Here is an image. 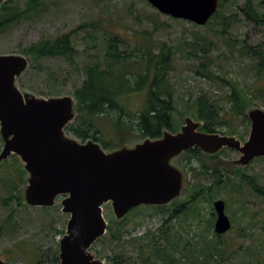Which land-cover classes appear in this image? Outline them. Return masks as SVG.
<instances>
[{
	"label": "rangeland",
	"instance_id": "obj_1",
	"mask_svg": "<svg viewBox=\"0 0 264 264\" xmlns=\"http://www.w3.org/2000/svg\"><path fill=\"white\" fill-rule=\"evenodd\" d=\"M245 1L225 0L222 12L226 21L221 18L213 26L205 29V26L194 27L184 20H172L160 14L147 0H43V10L33 20L13 26L0 35V55H19L23 48L41 40L42 37L55 38L80 25H87L86 29L74 35L73 42L78 51L75 64L70 65L63 59L55 58L43 61L38 70L29 65L18 83L23 91L39 98L60 96L58 95L60 93L61 96L73 97L74 90L80 87L84 80L83 68L94 60L93 56L100 57L103 54L105 32L118 34L132 47L148 44L157 51V45L166 43L176 52L174 69L168 79L175 93L176 112L173 114L175 126L180 130L186 117L193 118L196 113L193 104L195 98L207 94L223 107L222 114L228 122L221 128L225 135H233L227 134L230 127L237 134H244L243 139L238 135L233 136L245 142L250 133L251 123L248 124L243 116L236 117L232 111V104L228 101L231 87L221 80H210L196 74V69L201 63L211 65L216 77L235 81L247 90L252 102L251 107L246 109V115L252 109L264 111V76L257 70L258 50L255 49L257 46L261 50L264 49V22H258L247 14L244 9ZM254 7L259 15L264 14V0H255ZM152 13L160 15L157 25L154 24V18L150 17ZM87 34L99 38L97 49L92 47L91 39L83 40ZM21 85L26 88L23 89ZM145 101L146 91H142L129 95L124 103L129 113L134 115L144 108ZM118 115V112H112L98 119L101 131L99 136L103 142L109 144L106 152L122 147H133L143 141L135 139L121 141V137H131L134 134L129 130L128 123L132 119L127 117L128 119L124 118L122 121ZM2 149L3 141L0 135V153ZM210 156L214 155H203V163L210 169H217L222 174L224 182H232L230 188L238 191V194L219 190L209 175L198 176L195 180L189 166L202 165L195 156L187 161L185 155H182L173 161L184 176V190L179 200H184L189 189L197 185V182H201L206 190L211 189L212 204L219 199L225 201L226 213L232 222L231 230L221 236L225 244L224 252L221 255L216 253L211 255L207 252L204 255L199 254L198 257L204 261L206 255L208 264H264V197L253 194L239 179V174L243 172L255 175L264 187V160H257L247 167H241L237 164L240 154L236 151L226 149L216 158ZM16 166L17 160L14 155L0 163V259L6 264H57L55 257L59 255V242L65 235L69 216L63 214L60 201L46 210L29 206L19 207L17 201L11 202V209L4 208L2 206V199L6 196L4 182L15 179ZM226 177L230 179L226 180ZM25 178L26 183L18 182L19 190H24L27 186L28 174ZM15 182L17 184V181ZM208 196L201 198L193 213L171 221L173 235L170 242L176 243L177 235H181L184 241L186 239L190 244L179 241L180 245H187L190 250L201 248L206 241L213 239L215 222H212ZM227 199L231 202L229 206ZM149 210L141 206L127 215L124 223L128 231L125 236L127 242L121 249L123 254L121 258H114V246L109 249L97 246L102 253L113 257L112 262L103 260L104 264H143L147 257L158 264H167L153 252L152 246L148 245L153 238L160 246L169 244L165 239L158 240L160 236L158 229L162 226L163 217L167 218L169 212L159 211L156 215H150ZM104 216L108 222L113 219L110 204L104 206ZM6 222L9 224L1 230V226ZM60 232H63V235ZM153 234L156 236L153 237ZM94 248L95 246L92 247V252L96 254ZM175 255L183 261L187 260L180 252Z\"/></svg>",
	"mask_w": 264,
	"mask_h": 264
},
{
	"label": "water",
	"instance_id": "obj_2",
	"mask_svg": "<svg viewBox=\"0 0 264 264\" xmlns=\"http://www.w3.org/2000/svg\"><path fill=\"white\" fill-rule=\"evenodd\" d=\"M6 0H0V7ZM160 14L205 26L219 9L220 0H147ZM31 59L0 55V163L19 157L28 174L23 190L29 207H53L61 200L70 216L60 241L59 264H104L90 251L107 233L104 206L110 204L116 220L140 206H165L179 200L184 176L173 164L181 154L198 148L206 155L223 149L240 154L237 164L247 167L264 158V111L252 109L248 139L208 133L202 123L186 117L176 133L165 130L161 138H147L133 147L106 152L93 140L81 143L65 128L74 120L72 96L39 98L17 86ZM214 230L224 235L232 223L224 200L213 203ZM77 230L78 236L75 235ZM78 237V238H76ZM0 264H6L0 259Z\"/></svg>",
	"mask_w": 264,
	"mask_h": 264
},
{
	"label": "trees",
	"instance_id": "obj_3",
	"mask_svg": "<svg viewBox=\"0 0 264 264\" xmlns=\"http://www.w3.org/2000/svg\"><path fill=\"white\" fill-rule=\"evenodd\" d=\"M224 3L225 0H220L218 11L205 25V29L213 26L217 20L221 18L226 21V17L223 16L222 12ZM254 4L255 0H246L244 9L250 17L263 23L264 14L259 15ZM43 6V0H26L24 2L23 0H6L0 7V35L7 32L13 26L33 20L34 17L42 12ZM150 17L154 18V24L157 25V19L160 15L158 13H152ZM172 20L177 21L176 19ZM192 25L194 27H199L196 24ZM86 26L87 25L84 24L80 25L78 28L55 38L42 37L41 40L23 48L19 54L31 59V68L34 70L41 68L43 61L55 58L63 59L70 65H73L76 62L78 54L73 42L74 35L78 31L86 29ZM87 35L88 36H85L83 40L91 39L93 42L92 47L97 49L99 44L97 40L99 38L90 34ZM255 49L258 50L256 53L258 56L257 70L264 76V49H259V46ZM175 56L176 52L174 48L168 46L166 43L157 45V51H155V47L148 44L132 47L127 40L118 34L105 32L103 34V54L100 57L96 55L93 56L94 60L83 68V74L85 75L84 80L81 86L76 88L73 92V97L76 102V116L65 128V132L75 136L82 142L93 140L94 142L102 144L104 148H108L109 144L103 142L100 137L101 131L98 119H102V117L104 118L112 112L119 113V120L121 119L123 121L124 118L126 119L127 117L132 119L128 123L130 125L129 130L134 135L131 137H121V141L127 139H135V141L144 140L146 138L158 139L162 136L164 130H169L171 132L179 131V128L175 126L173 117L174 112H176L175 93L172 84L168 80L170 72L174 69L173 63ZM196 74L201 77L209 78L210 80L216 79L226 82L231 87L228 101L232 104V111L235 113L236 117L243 116V119H245L248 124L250 123L245 112L246 109L251 107L252 99L249 97L247 90L235 81H226L225 79L216 77L215 73L212 71L211 65H206L205 63H201L197 67ZM18 82L20 83V79ZM21 86L23 89L26 88L23 85ZM142 91H146L145 106L142 110L140 109L134 115H131L124 100L129 97V95ZM58 95H61V93ZM193 104L196 112L193 118L202 122V131L226 134L221 128L223 126L225 127L228 122L224 119V114H222L223 107H221L217 100L207 94H201L195 98ZM227 134L238 135L241 139L245 136L244 134H237V132L230 127L227 130ZM225 151L226 149L220 153L222 154ZM183 155H185L187 161H190V159L195 156L202 164L201 167L195 165L189 166V170L195 180L198 176L203 177L209 175L213 178V182L219 190L223 189L230 193L234 192V194H238V191H234L233 188H230L232 182H224L222 174L217 169H210L208 165L203 163V155L205 154L200 149L194 148ZM216 156L218 155L210 157L216 158ZM14 158L17 160L16 174H14L15 179H8L4 182L6 196L2 199V206L7 209H11L10 205L13 201H17L19 207H26L23 202V190H19L20 185L18 182L21 184L26 183L25 177L27 173L19 158L17 156H14ZM257 160L264 159L258 158L254 161ZM4 165H6V163ZM229 179L230 177H226V180ZM239 179L249 187L253 194L264 197V187L255 175H247L243 172L239 174ZM15 181H17L18 185ZM207 195H209L208 202L211 208L212 222L214 223L216 220V213L212 204L211 189L206 190L201 182H197V185L189 189L184 200L173 201L168 206L144 207L151 210L150 215H156L159 211L169 212L167 218L163 217L162 226L158 229L160 233L158 240L165 239L169 244L160 246L157 240L153 238L150 239L148 245H151L153 252H155L158 257L165 260L167 264H208V257L205 255L206 260L202 261L201 258L198 257L199 254L204 255L209 252L211 255L214 253L221 255L224 252L225 244L222 241V237L217 235L215 231L213 239L210 241L205 240L206 243L201 248L197 249L192 248L189 250L187 248L189 246H181L179 241L186 242V244L189 243L186 239L184 241L181 235H177L176 243L170 242V237L173 235L171 221L179 220L184 215L191 212L193 213V209L197 203L202 197ZM227 203L229 206L231 203L229 199H227ZM13 211L14 210H12V212ZM126 220L127 218L116 220V218L113 217L109 222L107 235L98 242L100 243L99 245L102 247L105 246L108 249L114 246V258L116 259L121 258L123 255L121 249L127 242L125 236L128 231L124 225ZM8 224L9 222H6L2 225L1 230ZM8 230L13 229L8 228ZM155 236L156 235L153 234V237ZM205 238L207 239V237ZM97 246L98 245H96L94 249L97 257L109 260L108 255L102 253V251H97ZM178 252L187 260L183 261V259L177 258L175 254ZM143 261V264H158L157 261H150L148 257ZM55 262H59L57 255L55 257Z\"/></svg>",
	"mask_w": 264,
	"mask_h": 264
},
{
	"label": "flooded vegetation",
	"instance_id": "obj_4",
	"mask_svg": "<svg viewBox=\"0 0 264 264\" xmlns=\"http://www.w3.org/2000/svg\"><path fill=\"white\" fill-rule=\"evenodd\" d=\"M44 209L46 210V209H48V208H44ZM60 234L63 235V232H60ZM99 244H100V243H98V244H96V245H99ZM59 248H60V242H59ZM97 251H100V250H98V248H97ZM59 253H60V249H59ZM58 257H59V255H58ZM111 259H113L112 256L109 257V261H110V262H112ZM107 260H108V259H107ZM57 264H59V263H57Z\"/></svg>",
	"mask_w": 264,
	"mask_h": 264
},
{
	"label": "bare ground",
	"instance_id": "obj_5",
	"mask_svg": "<svg viewBox=\"0 0 264 264\" xmlns=\"http://www.w3.org/2000/svg\"><path fill=\"white\" fill-rule=\"evenodd\" d=\"M75 235L78 236V232H77V230L75 231ZM76 238H78V237H76Z\"/></svg>",
	"mask_w": 264,
	"mask_h": 264
}]
</instances>
